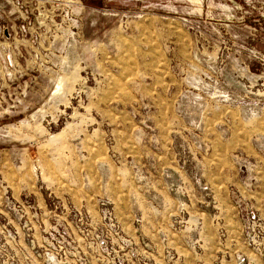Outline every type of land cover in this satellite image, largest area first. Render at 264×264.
Instances as JSON below:
<instances>
[{
  "label": "rangeland",
  "instance_id": "374dc122",
  "mask_svg": "<svg viewBox=\"0 0 264 264\" xmlns=\"http://www.w3.org/2000/svg\"><path fill=\"white\" fill-rule=\"evenodd\" d=\"M0 264H264V0H0Z\"/></svg>",
  "mask_w": 264,
  "mask_h": 264
}]
</instances>
